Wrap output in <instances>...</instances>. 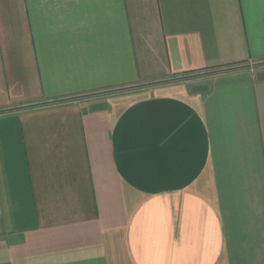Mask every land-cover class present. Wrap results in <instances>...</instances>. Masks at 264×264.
I'll use <instances>...</instances> for the list:
<instances>
[{
    "label": "crops",
    "instance_id": "0c3cea01",
    "mask_svg": "<svg viewBox=\"0 0 264 264\" xmlns=\"http://www.w3.org/2000/svg\"><path fill=\"white\" fill-rule=\"evenodd\" d=\"M0 264H264V0H0Z\"/></svg>",
    "mask_w": 264,
    "mask_h": 264
},
{
    "label": "water",
    "instance_id": "95a60500",
    "mask_svg": "<svg viewBox=\"0 0 264 264\" xmlns=\"http://www.w3.org/2000/svg\"><path fill=\"white\" fill-rule=\"evenodd\" d=\"M135 86H138V85H134V86H132V87H135ZM128 88V87H127ZM118 90V89H117ZM83 96V95H82Z\"/></svg>",
    "mask_w": 264,
    "mask_h": 264
}]
</instances>
